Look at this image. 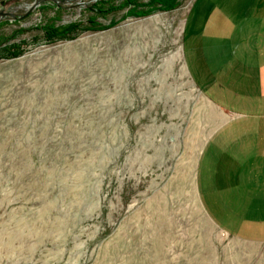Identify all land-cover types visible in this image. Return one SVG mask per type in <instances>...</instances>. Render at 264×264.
Instances as JSON below:
<instances>
[{"label":"rangeland","instance_id":"rangeland-1","mask_svg":"<svg viewBox=\"0 0 264 264\" xmlns=\"http://www.w3.org/2000/svg\"><path fill=\"white\" fill-rule=\"evenodd\" d=\"M36 1L0 0V264H264L195 184L223 119L196 46L234 1L119 10L52 42L40 25L86 26L95 0Z\"/></svg>","mask_w":264,"mask_h":264},{"label":"crops","instance_id":"crops-1","mask_svg":"<svg viewBox=\"0 0 264 264\" xmlns=\"http://www.w3.org/2000/svg\"><path fill=\"white\" fill-rule=\"evenodd\" d=\"M233 1L234 8L215 10L210 36L200 34L196 46L208 70L206 79L198 78L223 119L201 147L195 184L197 193H211L213 216L227 215L230 233L211 220L217 228L264 244L263 198L250 196L264 193V0ZM248 2L254 10L243 8ZM206 149L212 167L205 165Z\"/></svg>","mask_w":264,"mask_h":264},{"label":"trees","instance_id":"trees-1","mask_svg":"<svg viewBox=\"0 0 264 264\" xmlns=\"http://www.w3.org/2000/svg\"><path fill=\"white\" fill-rule=\"evenodd\" d=\"M179 0H95L90 3V11L92 16L86 20V26L81 22H72L66 25L57 26L53 22H48L39 26L43 33V37L47 41H56L57 39H63L69 37L70 33L76 29H103L105 27L113 25L116 20L111 19L108 24H102L97 21V17H107L108 15L124 10L122 18L132 16L141 17L145 16L154 10H169L177 6ZM58 5V4H57ZM58 10V9H57ZM0 21V26L3 24ZM5 40L3 36L0 37V44ZM11 49V51L9 50ZM15 49H18V45L11 44L7 51H10L11 55H15ZM18 53V52H17Z\"/></svg>","mask_w":264,"mask_h":264},{"label":"water","instance_id":"water-1","mask_svg":"<svg viewBox=\"0 0 264 264\" xmlns=\"http://www.w3.org/2000/svg\"><path fill=\"white\" fill-rule=\"evenodd\" d=\"M40 1H53V2H57V0H37V1L33 4V6L37 5ZM0 15H1V13H0Z\"/></svg>","mask_w":264,"mask_h":264}]
</instances>
